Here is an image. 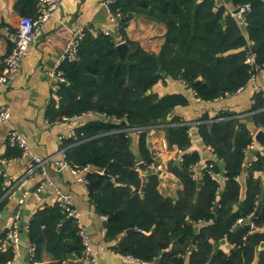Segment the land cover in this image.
Instances as JSON below:
<instances>
[{
  "label": "trees",
  "instance_id": "obj_1",
  "mask_svg": "<svg viewBox=\"0 0 264 264\" xmlns=\"http://www.w3.org/2000/svg\"><path fill=\"white\" fill-rule=\"evenodd\" d=\"M228 3L233 7L250 4L242 26L218 0H117L110 9L119 14L122 40L129 47L126 61L119 60L112 35L94 36L89 30L80 42L77 59L60 65L67 81L49 104L50 118L99 115L63 139L65 160L78 169L91 167L85 174L88 193L95 211L105 217V238L112 242L122 237L111 245L119 254L157 264H252L256 257V264H264V249L256 254L264 242V200L258 210L256 197L261 183L255 176L264 170V152L255 151L244 171L245 150L253 140L244 116L228 111L215 116L203 113L197 119L203 143L223 164L224 184L217 193V163L212 161L209 168L207 160L202 176L194 179L191 164L200 156L188 150L189 123L177 115L168 117L175 108L187 105L188 98L177 91L159 94L153 90L168 78L180 79L196 98L213 101L248 85L255 73L246 62L248 52L255 54L258 64L264 63V0ZM14 7L22 16H35V0H16ZM129 12L164 27L159 52L146 51L125 37ZM244 35L252 41L251 48ZM252 98L245 117L256 128L264 129V95L256 91ZM159 124H165L168 146L184 151L181 167L170 162L181 184L176 200L158 191L156 173L148 169L142 175L135 166L137 155L146 167L153 160L148 129ZM130 130L139 131L138 154L132 151ZM19 155L20 150L13 147L6 153L7 157ZM242 174L243 198L238 180ZM5 190L0 177V198ZM195 193L198 197L194 200ZM47 217L49 223L45 222ZM239 218L244 222L234 229ZM249 221L258 229H251ZM58 224L62 228L59 234ZM128 229L132 230L126 232ZM5 234L6 230L0 233V264L15 256L11 246L2 242ZM26 237L35 246L33 261L44 245L54 258L49 264H76L73 260L83 255L75 221L65 218L56 205L31 219ZM223 238L235 246L229 253L213 249L211 241Z\"/></svg>",
  "mask_w": 264,
  "mask_h": 264
},
{
  "label": "crops",
  "instance_id": "obj_2",
  "mask_svg": "<svg viewBox=\"0 0 264 264\" xmlns=\"http://www.w3.org/2000/svg\"><path fill=\"white\" fill-rule=\"evenodd\" d=\"M218 1L226 7V12L235 8L228 3V0ZM15 2L16 0H0V73L5 57L17 40L18 23L22 15L15 9ZM129 18L123 30L125 37L138 42L146 51L159 52L164 40V27L141 15L132 14ZM118 20L117 15L112 16L106 12L101 6V0H61L53 15L42 26L29 46L21 68L11 83L0 87V105H6L10 110L9 122L0 125V165L4 167L3 169L0 168V177H3L4 187H6L0 198V233L7 229L9 218L18 207L17 203L20 195L25 191L28 192L21 207V247L13 260L7 264H49L54 261L52 253L44 245L39 250L38 258L33 263L28 251L32 243L26 237L31 219L42 209L55 205L54 187L70 195L89 236L92 253L89 256L82 255L81 258L73 260L76 264H89L91 258L102 264H137L129 261L125 255L119 254L111 248L112 244L122 239L121 236H118L112 242L105 238V217L95 211L94 202L89 196L86 184L79 180V177L84 175V171L76 174L68 168L54 169L49 164H46L44 168L35 166L29 171L31 163H29L30 161L26 156L22 155L21 151L19 156H6L9 151L7 131L14 128L26 137L28 148L33 154L42 159L59 160L62 157L65 159L63 139L72 137L76 128L84 122L99 118V115L95 113H82L69 118L64 116L50 118L49 104L55 98L57 90L53 87L49 74L71 34L77 29L90 30L94 36L99 33L112 35L116 40V44L124 41L120 33V20ZM244 36L251 48L253 46L252 41L247 35ZM66 81L62 84H65ZM153 90L159 94L177 91L185 94L188 98L187 105L175 108L173 113L170 114L172 116L177 115L189 123L188 134L191 144L188 150L196 151L200 156V160L191 164V173L194 179H199L202 176L206 161H215L216 156L211 148L203 143L197 119L200 114L208 113L210 116H215L224 109L240 112L239 116H244L242 120L246 121L247 126L254 135L259 128H256L245 115L253 104V94L256 91H261L264 95V67L257 71L254 79L245 88L235 94L226 95L213 101L196 98L189 89H186L184 82L180 79L168 78L165 82L157 83ZM138 133V130H130L128 134L132 151L135 154H138ZM62 137L64 138L62 139ZM167 138L165 124L151 126L148 129V147L151 152L164 150L160 158L163 166L161 167L160 176L158 175L157 189L164 197L176 200L179 196L181 184L178 177L170 169V162L175 163L178 160L180 164L177 166L181 167L184 151L181 150V154L176 155L175 150L179 148L176 146L169 147ZM255 151L262 152L263 150H255L254 147L245 150L244 171L253 159ZM152 154L155 155L153 152ZM98 172L100 171L98 170ZM215 175L220 181V186L217 189V193H219L224 184V176L220 179L219 173ZM255 176L261 183V191L256 197L259 210L264 200V170L257 172ZM238 180L242 186L241 198H243L245 175L238 176ZM198 182L201 186V181L198 180ZM41 183H43V187L39 188ZM195 194L198 197V194ZM237 209L238 206L235 204L233 210L236 211ZM3 211H5L4 214ZM23 222L26 224L23 225ZM45 222H50L49 217L46 218ZM202 224L204 223L202 222ZM237 228L234 227V229ZM61 231L62 228L58 224V234ZM194 243L195 241L193 245ZM211 243L214 250L220 249L225 253H229L235 247L233 243L228 242L225 238L211 241ZM261 243H263L262 247H260ZM261 243L256 254L264 249V242ZM165 251H169V247ZM180 257H183V255L180 254ZM256 262L257 257L252 264H256ZM144 264L157 263L153 260L151 262L145 261Z\"/></svg>",
  "mask_w": 264,
  "mask_h": 264
},
{
  "label": "built area",
  "instance_id": "obj_3",
  "mask_svg": "<svg viewBox=\"0 0 264 264\" xmlns=\"http://www.w3.org/2000/svg\"><path fill=\"white\" fill-rule=\"evenodd\" d=\"M61 0H35V16H21L18 23L17 28V40L15 42L14 47L11 51L7 54L4 59L3 68L0 73V87L9 85L15 75L21 68L22 61L26 56L29 46L33 42L34 38L37 36L39 31L41 30L42 26L46 23V21L53 15L55 9L57 8L58 4ZM117 0H101V6L106 10L109 15H117L111 12V5L115 3ZM251 10L249 3H244L234 9L229 10L228 12L230 15L235 19L238 24H242L244 22V17L247 13ZM119 21V20H118ZM85 29L80 28L75 30L72 34L67 43L65 44L61 55L57 59L54 67L50 71V79L52 82L53 87L57 90L62 83L66 81V77L64 76L63 71L60 68V65L65 60H76L78 48L80 45L81 40L84 37ZM246 62L249 63L255 71L254 74L251 75L250 80L254 79L255 74L259 69H261L264 65L257 63L256 56L253 52H248L246 56ZM229 110L224 109L221 112H228ZM220 112V113H221ZM201 116V114H200ZM199 116V117H200ZM10 118V110L6 105H0V125L7 124ZM7 144L9 147L18 148L20 149L22 155L26 156L29 159L30 167L29 171L33 167H41L44 168L46 164H49L50 167L60 170L63 168L70 169L73 173H79L84 171V175L79 177V180L87 184V180L85 177L86 172H88L91 167H84L82 169H78L76 167L71 166L67 163V161L62 157L59 160H51L49 158L42 159L39 156L33 154L29 148L26 141V137L14 128H10L7 131ZM64 137H62L63 139ZM254 147L253 140L247 145L246 149H252ZM164 150H157L155 155L153 156V160L149 163L147 168L156 173L160 176V171L162 162L160 160ZM181 149H176L175 154L180 155ZM213 166V162L210 161L207 167L211 168ZM204 172V168H203ZM211 175L213 173L210 172ZM48 181V180H47ZM43 187V183L39 186V188ZM28 195V192H23L20 197L18 198V207L13 211L12 215L9 218V222L7 224L6 234L5 237L2 239V242L9 244L16 254L21 247V207L24 203L25 197ZM54 202L55 205L60 209L61 213L67 219H72L75 221L77 226L78 235L81 240V244L83 246V255L89 256L91 255V244L89 240V236L86 232V228L80 219V214L75 209L73 201L70 195L57 187H54ZM244 222L243 218L237 219V223L241 224ZM251 229H258V227L254 224V222H250ZM29 254L30 258L32 259L35 256V246L30 244L29 246ZM125 257L137 264H144L145 261H142L136 257L131 255H125ZM33 260V259H32ZM34 263V261H33ZM89 264H102L96 261L95 259L91 258Z\"/></svg>",
  "mask_w": 264,
  "mask_h": 264
},
{
  "label": "water",
  "instance_id": "obj_4",
  "mask_svg": "<svg viewBox=\"0 0 264 264\" xmlns=\"http://www.w3.org/2000/svg\"><path fill=\"white\" fill-rule=\"evenodd\" d=\"M132 12H129L128 13V17H131L132 16ZM115 48H116V51H117V54H118V57H119V60L122 61V62H125L126 59H127V55H128V52H129V47H128V44L125 42V41H120L118 42L116 45H115ZM172 115L169 114L168 117L170 118ZM253 143H254V149L255 150H258V149H262L264 151V129L262 128H259L255 131L254 135H253ZM153 153H155L154 151H152ZM136 167L137 169L140 171L141 174H146L148 173V168L146 167L144 161H142L141 157L140 156H137L136 157ZM215 162L217 163L218 167H219V178L222 179L223 177V164H222V161L218 158L215 159ZM176 165H179V161L176 160L175 161ZM0 168L3 169V165H0ZM200 186V183L198 182L197 183V187ZM197 195L195 194L194 195V198H196ZM5 211H3V214H4ZM23 225H25L26 223L23 222L22 223ZM191 224V223H190ZM240 224L237 223L235 225V228L239 227ZM132 229H128L126 230V232H129L131 231ZM195 241V236L193 237V242ZM263 246V243L260 244V247Z\"/></svg>",
  "mask_w": 264,
  "mask_h": 264
},
{
  "label": "rangeland",
  "instance_id": "obj_5",
  "mask_svg": "<svg viewBox=\"0 0 264 264\" xmlns=\"http://www.w3.org/2000/svg\"><path fill=\"white\" fill-rule=\"evenodd\" d=\"M138 16V15H137ZM143 17V16H142ZM243 24V23H242ZM238 25H241V24H238Z\"/></svg>",
  "mask_w": 264,
  "mask_h": 264
}]
</instances>
